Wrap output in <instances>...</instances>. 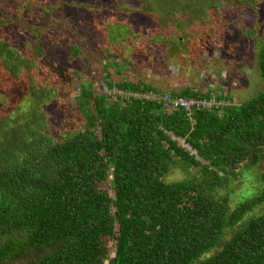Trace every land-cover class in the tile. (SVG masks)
I'll use <instances>...</instances> for the list:
<instances>
[{"label": "trees", "instance_id": "obj_1", "mask_svg": "<svg viewBox=\"0 0 264 264\" xmlns=\"http://www.w3.org/2000/svg\"><path fill=\"white\" fill-rule=\"evenodd\" d=\"M166 1L182 8L170 9L175 13L219 8L231 0ZM246 1L258 14L257 0ZM24 22L19 16L0 19V30L3 23L14 27L0 40L1 62L11 75L32 66L33 57H21L8 39ZM108 33L109 43L120 40L112 25ZM127 36L130 32L122 39ZM253 36L261 38L256 31ZM69 46L72 54H81L73 37ZM44 56L40 50L34 60ZM258 66L264 80V44ZM116 87L149 90L132 81ZM41 89H33L36 104L26 103L29 107L20 110L17 122L3 117L0 123L9 133L0 142V264H264V211L239 228L220 251L199 260L224 227L238 225L264 200V190L231 209L227 197H216L196 175L165 179L170 166L181 163L198 167L211 184H220L227 172L236 178L233 169L240 162L263 154L264 85L244 102L226 103V97H218L224 103L190 111L164 110L161 100L146 97L95 100L94 113L85 114L83 125L61 132L50 129V114L42 112L51 89ZM177 96L209 98L191 88L170 97ZM77 100L87 113V101ZM170 133L195 149L197 158Z\"/></svg>", "mask_w": 264, "mask_h": 264}, {"label": "rangeland", "instance_id": "obj_2", "mask_svg": "<svg viewBox=\"0 0 264 264\" xmlns=\"http://www.w3.org/2000/svg\"><path fill=\"white\" fill-rule=\"evenodd\" d=\"M85 4L93 8L80 6ZM51 5L54 10L47 12ZM173 5L166 0H0V19L19 16L25 20L20 31L10 32L9 44L21 57H33L32 66L21 68L16 75L6 70L0 58V123L3 117L17 122L20 110L29 107L26 103L36 104L33 89L42 92L41 88L51 89L42 112L50 114L49 123L54 127L50 129L57 132L83 125L85 114L94 113L95 100L111 103L118 97H146L161 100L163 109L170 110L166 96L184 88L218 103L223 102L218 97H226V103H241L256 96L264 85L258 66L259 47L264 44V0H257L256 15L246 0L170 13V9H182ZM4 24L0 40L5 39L4 31H12L13 25ZM45 25L49 30L43 32ZM110 25L117 30L120 40L116 43L108 41ZM254 31L261 35L260 40L253 36ZM129 32L130 36L122 39ZM72 37L81 54L71 53ZM40 50L45 56L36 62ZM121 81L141 82L149 90L122 91L116 87ZM81 89L92 96L83 97ZM77 98L87 101V113L81 111ZM8 134L0 129V142ZM170 135L191 152L183 138ZM192 153L197 158L196 151ZM233 171L236 178L227 172L223 182L211 184L198 167L178 163L170 166L165 179L171 182L196 175L216 197H227L232 209L238 201L264 190V153L240 162ZM102 185L107 187L108 182ZM263 211L264 200L238 225L224 227L214 246L199 260L220 251L239 228Z\"/></svg>", "mask_w": 264, "mask_h": 264}, {"label": "built area", "instance_id": "obj_3", "mask_svg": "<svg viewBox=\"0 0 264 264\" xmlns=\"http://www.w3.org/2000/svg\"><path fill=\"white\" fill-rule=\"evenodd\" d=\"M165 100H167V102L169 103L171 108L182 107L183 109H185L187 111H190L191 108H193V107H196L198 109H205V108H210L212 106H217L218 104H221V103H218L217 99H210V97L207 99H187V98L180 97V96L172 98L170 96L168 97V95H167ZM222 103H224V102H222ZM205 104H209L208 107H205ZM187 145L190 147V145L188 143H187ZM190 150H191V152L189 150L188 151L191 154H193L192 150H195V149L191 148Z\"/></svg>", "mask_w": 264, "mask_h": 264}]
</instances>
